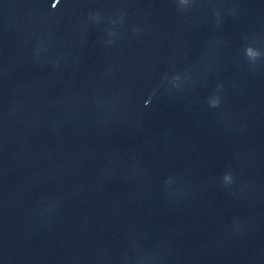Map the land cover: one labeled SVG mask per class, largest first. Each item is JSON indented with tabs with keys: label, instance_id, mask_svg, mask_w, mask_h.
<instances>
[{
	"label": "clouds",
	"instance_id": "obj_1",
	"mask_svg": "<svg viewBox=\"0 0 264 264\" xmlns=\"http://www.w3.org/2000/svg\"><path fill=\"white\" fill-rule=\"evenodd\" d=\"M247 55L250 56V57H255L257 55V53H254L253 49L249 48L247 49ZM213 107L215 106V102H213ZM225 179H229L228 177H225Z\"/></svg>",
	"mask_w": 264,
	"mask_h": 264
}]
</instances>
